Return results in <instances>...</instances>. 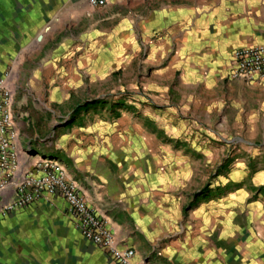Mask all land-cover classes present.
<instances>
[{
  "label": "crops",
  "instance_id": "0c3cea01",
  "mask_svg": "<svg viewBox=\"0 0 264 264\" xmlns=\"http://www.w3.org/2000/svg\"><path fill=\"white\" fill-rule=\"evenodd\" d=\"M253 46L264 47V0H115L102 8L0 0V79L11 73L20 155L58 160L119 246L135 250V264H264V171L252 175L240 158L205 190L207 159L230 147L259 150L264 161V78L230 77L234 52ZM132 61L137 101L146 103L134 104L132 116L125 99L99 90L94 101L80 99L78 87L92 93L120 70L125 78ZM79 101L92 105L73 125ZM105 108L103 130L120 125L111 138L86 124L92 109ZM32 206L37 220L54 218L43 237L62 252L48 255L57 264L65 254L73 264H115L83 237L62 197Z\"/></svg>",
  "mask_w": 264,
  "mask_h": 264
},
{
  "label": "built area",
  "instance_id": "2783aa9c",
  "mask_svg": "<svg viewBox=\"0 0 264 264\" xmlns=\"http://www.w3.org/2000/svg\"><path fill=\"white\" fill-rule=\"evenodd\" d=\"M115 0H88L92 7H105ZM8 72L0 79V217L42 200L62 197L83 237L106 251L115 264H135L133 248H121L107 221L88 202L80 187L70 180L56 159L35 155L31 162L19 151L21 122L14 110V92ZM230 77L253 82L264 78V47L234 52Z\"/></svg>",
  "mask_w": 264,
  "mask_h": 264
},
{
  "label": "rangeland",
  "instance_id": "374dc122",
  "mask_svg": "<svg viewBox=\"0 0 264 264\" xmlns=\"http://www.w3.org/2000/svg\"><path fill=\"white\" fill-rule=\"evenodd\" d=\"M132 10L131 7L124 8V10H120L121 17L128 16L129 11ZM75 58V57H74ZM73 58V59H74ZM136 65V62L132 61L130 64H127L125 68H128L125 73L126 76L123 78V72L122 70L116 72L115 74L108 75L105 79L106 81L101 86H98L99 88L94 86V92L88 91V88L85 86H80L77 88L78 95L80 96V99L86 100H92L94 101L96 99V91L99 90L100 94H102L103 99L111 100L112 102L122 101L125 99V102L127 101V104L131 106L129 108V114L134 113L133 109L135 105L141 104L142 107L146 105V103H140L139 100L137 101V91L138 89L134 87V73L133 68ZM117 67V66H116ZM74 74V72H73ZM118 80H122L123 82L126 81V86L124 89H119V86H124V83H119ZM90 93L87 97H84L85 94ZM122 99V100H120ZM135 102V103H134ZM82 102H73V107L76 105L81 104ZM93 103V102H92ZM95 103V102H94ZM83 104V103H82ZM135 104V105H134ZM32 110V108H30ZM108 108L105 109H92L88 120H86V124L95 127V129L89 134L92 135H98V134H104L105 136H108V138H111V135H117L120 131H117L120 129V125H118L117 122L113 124L112 127H110V130L108 133L103 130V127L101 123L107 122L108 119ZM63 116H67L69 111L71 110L68 104H61L60 109ZM33 111V110H32ZM112 121V120H111ZM87 133H83L78 136H73L77 138H80V136L86 137ZM262 136H255V141L257 144H259ZM234 136L227 137V140H232ZM176 141V139H174ZM215 142V141H214ZM219 145L222 144V141L218 142ZM261 151L255 150L253 152L249 151H239V150H232V147L229 148V151H223L221 152L220 159L217 161H212V163H209L207 159V166H206V188L205 190H208L211 185L215 184L214 180L217 179V177H226L228 174H230L231 170L235 169L233 167L234 161L240 158H244L247 162L249 161L248 169L250 170L252 175L259 174L264 171V161L261 157ZM38 206V205H37ZM36 206V207H37ZM36 207H26L23 209H20L18 211H15L14 213L8 214L6 216L0 217V260L3 257L5 260H12L16 262L17 264H41V260H44L42 264H45V261L50 262L52 261L54 264H57L53 259H51L48 255H61L62 252H56L53 250V247L48 242V237H43V231L48 230L49 232V226L47 228V222L50 220H54L51 216L49 217H43L37 220V210ZM28 213L26 216L17 219L16 217L20 214ZM46 218V221L44 220ZM53 223V222H52ZM53 234V232H50ZM55 233V232H54ZM53 236V235H52ZM7 242V244H6ZM7 251H6V250ZM67 257L62 258L63 263L62 264H73L72 259H67L69 254H65ZM110 262V259H109ZM0 264L1 261H0ZM4 264V263H3ZM108 264V262L106 263ZM111 264V263H110Z\"/></svg>",
  "mask_w": 264,
  "mask_h": 264
},
{
  "label": "trees",
  "instance_id": "16d2710c",
  "mask_svg": "<svg viewBox=\"0 0 264 264\" xmlns=\"http://www.w3.org/2000/svg\"><path fill=\"white\" fill-rule=\"evenodd\" d=\"M91 103H84L82 105H79L78 107H76L74 109V112H73V120L70 122V124L73 122V125L75 122H77L79 120V115L81 114V112H87L90 108H91ZM116 105H122L124 106V104H116ZM116 105H112V110L115 109L114 106Z\"/></svg>",
  "mask_w": 264,
  "mask_h": 264
},
{
  "label": "water",
  "instance_id": "95a60500",
  "mask_svg": "<svg viewBox=\"0 0 264 264\" xmlns=\"http://www.w3.org/2000/svg\"><path fill=\"white\" fill-rule=\"evenodd\" d=\"M42 38V36H40V39Z\"/></svg>",
  "mask_w": 264,
  "mask_h": 264
}]
</instances>
